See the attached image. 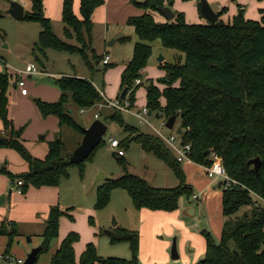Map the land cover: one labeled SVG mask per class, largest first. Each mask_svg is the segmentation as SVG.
I'll use <instances>...</instances> for the list:
<instances>
[{"label":"trees","instance_id":"1","mask_svg":"<svg viewBox=\"0 0 264 264\" xmlns=\"http://www.w3.org/2000/svg\"><path fill=\"white\" fill-rule=\"evenodd\" d=\"M105 1L81 0L79 18L75 14L73 0H64L65 33L68 39L76 38L78 45L57 38L50 20L44 15L43 0L32 1V10L25 12V19L42 25L38 54L46 57L45 51L49 49L80 54L95 74L94 64L103 63L104 58L94 54V64L89 61L88 54L94 51L86 43V36L91 37L93 14ZM184 1L196 2L203 16L201 0ZM169 3L173 4V0L134 2L145 14L128 21L138 43L132 61L121 76V95L128 89L126 99L135 107L136 92L140 88L135 83L141 79V73L152 57V43L159 41L164 48L184 55V63L161 64L166 72V87L161 90L150 83L146 88V107L152 114L162 113L165 119H180L181 138L192 147L193 163L209 167L213 164L212 154L215 153L222 159L230 178L236 181L228 189L223 188L222 214L225 221L221 236L217 238L211 232H202L206 243L205 259L196 264H264V209L254 206L251 194L253 192L264 198V10L261 11L260 21L247 20L244 10L240 9V13L229 22L219 19L216 24H189L183 14L174 12L175 18L171 22L157 23L152 12H159V8ZM222 15L223 12L220 17ZM11 77L0 73V120L5 132L10 133L9 137L0 136V149L17 152L29 165V171L18 176L6 168H0V171L11 180V192L15 190L17 181L23 182L20 188L23 194L31 187H58L61 179L67 176L68 167L72 166L64 157L65 145L58 137L50 143L44 160L30 155L22 142L24 129L16 128L10 113ZM57 85L62 92L59 102L36 101L41 115L44 118L55 116L61 126H70L82 134L73 119L74 112L69 111L67 105L72 102L80 111L89 110L103 103L104 99L92 80L65 76L57 80ZM104 121L118 123L131 137L136 136L147 153L155 154L174 170L180 185L174 189L154 188L139 177L126 175L100 188L97 208L104 207L111 191L116 189L126 191L138 211L153 213H175L180 208L182 197H194L182 164L177 162L175 154L161 139L140 134L126 124L124 114L117 110ZM102 143L103 140L100 145ZM256 158L261 159L259 174H256L253 165L248 164ZM64 216L75 220L59 206L51 209L38 259L49 253L53 241L58 239L60 220ZM90 222L93 223V217ZM18 235L16 223L0 221V236L8 238L6 256ZM79 240L78 233L68 234L52 257L51 264H76L74 248ZM112 242L129 243L133 259H108L106 264H140V240L137 235L123 231L119 237L112 238ZM99 262L94 245L89 244L79 263Z\"/></svg>","mask_w":264,"mask_h":264},{"label":"rangeland","instance_id":"2","mask_svg":"<svg viewBox=\"0 0 264 264\" xmlns=\"http://www.w3.org/2000/svg\"><path fill=\"white\" fill-rule=\"evenodd\" d=\"M13 1L14 0H0V57L7 61V64H4L0 59V64L3 65V73H7L10 69H17V72L25 71L26 64L24 62L28 61L34 62L39 71H52L55 74L65 73L70 74L67 75V77L76 75L77 78L92 80L96 88L98 90H103L105 94L107 93V87L114 86L116 81L120 82V75L117 69L125 65V63H130L132 61L135 45L138 43L137 36L133 32L134 29H132L133 27H128L127 25L116 22L112 12H110V17L113 22L102 23V30L98 29L97 25H95L91 37L89 38L86 36V43L90 45L94 51V53L88 54L89 61L94 64V54L101 58L107 52L112 56L113 60L110 66H104L101 62L99 65L95 63L94 65L97 72L93 74L80 54H69L53 49L45 51L46 57L38 54L37 45L40 33L42 32V25L39 22L29 21L25 18L17 20L8 15L7 11L9 10L10 3ZM16 1L20 2L22 5L25 4L26 11L32 10V3L30 1ZM77 1L79 0H73L75 9ZM144 1L145 0H132V4L135 6L134 2L142 3ZM182 2L180 5L183 10H180L177 8V0H173L174 12L183 14L186 22L190 23L192 19L195 18V14H193L191 10H187L188 4L186 1L182 0ZM232 2H235L236 15H238L240 10L237 7L243 4L239 0H232ZM218 5H221L220 11L217 10ZM122 6H126V4ZM52 7L51 17L48 19L51 22L55 36L68 44L78 45L79 43L76 38L68 39L66 36V25L63 23L61 0H54ZM135 7L139 8L137 6ZM246 7L247 9L243 12V15L247 20H261L258 18L259 12L257 9L254 10V8H251V5H246ZM215 9L218 12H223L220 20L224 22H228L229 19H233L236 16L230 14V10L232 12V6L229 3L225 4L219 2V4L215 6ZM118 13H120V10ZM229 14L232 18H229ZM152 15H154V19L157 22L160 14L158 12H152ZM204 22L205 20L202 21V23ZM114 37L119 39V42L111 46L110 43L115 39ZM151 45L153 54L147 67L152 68L147 71V74L151 78H158L155 80L156 82L162 81L165 83V77L161 76L162 72L165 73V70L161 68V64L184 63L185 57L177 51L164 48L159 41ZM18 56H20V58ZM161 56L164 57L162 63L159 62ZM20 60L24 62H20ZM108 74L109 82L106 78ZM23 79L29 89V96L25 97V100L19 99V96H22V94L17 87L18 79L12 76L9 99L14 125L18 129H24L22 133V142L30 155L37 157L40 151L49 146V143L53 138L55 139L57 135L62 139L65 149H69L68 152H64H72L76 146V142L81 137V132L70 126H60L57 121H55V123L49 120L50 117L57 120L55 116H50L48 119H45L39 114V109L36 105V101L38 100L50 104L60 101L61 96L55 102H46L51 97L48 98L45 95L36 93V88L43 85L55 88L54 90L61 94L60 88L57 82H55L56 80L53 78H41L38 75L33 78L24 75ZM151 82V80L147 81L144 79L140 90L145 92ZM119 86L120 84L118 83V89L120 88ZM120 90L118 92H120ZM26 105H29V108L26 107ZM67 107L69 111L74 112L72 115L73 119L80 129L86 125L95 110V108H92L82 115L80 109L72 102H70ZM95 107L98 112L103 113V120L113 113V111L108 108ZM20 109H23L22 114L20 113ZM124 119L128 126L134 127L140 134L155 136L157 138H159L157 132H160L164 137L175 135V130H169L162 126L165 118L159 117L157 113L148 117L151 125L145 124L135 116L129 114H124ZM104 122L109 127V130L103 138V143L84 163L68 167L67 176L61 179L57 189V194L61 199V209L65 212H71L75 216V220L72 222L70 220V223L68 222L67 224L75 226L80 235V240L76 243L75 248L76 264H80V258L89 244L94 245L97 256L100 258V262L96 264H102V260L107 261L108 259L131 261L133 259V254L129 243L114 244L112 242V238L119 237L123 231L139 237L138 259L140 264H196L203 261L205 259V253H203L204 249L201 250V244L202 241H204L202 232H211L215 236L220 225L222 229V224H224L225 221L222 215V202L220 198L213 205H210L208 202V206L205 209H199L200 201L182 197L180 199L181 208L192 207L197 210L195 217L190 219H188L187 216L179 219L176 212L153 213L150 211H138L134 207L129 194L121 189L111 191L108 203L100 209L97 208V193L100 188L104 187L108 182L121 179L126 175L139 177L154 188L174 189L180 185V180L176 176L174 170L155 154L147 153L136 139L137 137H131V134L118 123L112 121ZM17 125L20 126L18 127ZM1 135L9 137L10 133L5 132L4 128L0 127V136ZM111 139H116L120 143V150L124 151L123 157L118 156V150H113L111 148ZM8 152L9 153H6L3 159H0L1 168L8 169L16 176L23 174L20 168L15 167L14 159L17 158L23 161L24 164L26 161L15 151L11 150ZM2 156L4 155L0 157ZM185 167L186 165H181L183 171H185ZM101 175L103 176L102 180L100 179ZM0 177L9 181L11 185V180L8 175L0 171ZM191 182L192 184L189 185L195 194L198 190L194 186L193 180ZM10 185L6 190L8 195L17 191L15 189L11 192ZM203 204L207 203L203 201ZM91 217H93V223L90 222ZM180 220L183 223L182 225L179 224L181 222ZM213 226L214 228H212ZM107 232H110L111 235H107ZM191 234H194L195 237H192ZM199 236H201V238ZM174 238H177L178 243L180 254L178 260H173L171 258V248ZM164 248L169 249L168 255L161 252L164 251ZM42 256H40V258ZM6 263L9 264L0 256V264Z\"/></svg>","mask_w":264,"mask_h":264},{"label":"crops","instance_id":"3","mask_svg":"<svg viewBox=\"0 0 264 264\" xmlns=\"http://www.w3.org/2000/svg\"><path fill=\"white\" fill-rule=\"evenodd\" d=\"M80 1L81 0L77 1L76 9L74 6V11L76 10L75 14L79 18H81L80 13H79ZM207 1L216 13H221V12H218L221 10L220 9L221 5H218V7H217L218 11L215 9V6L217 4H219V2H222L225 4H227V3L231 4L232 12L230 10V14H233L232 16H235L237 14L236 13V6L234 5L235 2H232V0H207ZM239 1L243 4V5L240 4L239 5L240 7L239 6L237 7L239 10L243 9L245 11L247 9L246 5L247 6L251 5V8H254V10L255 9L258 10V12H259L258 18H260V19L262 18L261 11L264 10V0H239ZM181 2H182V0H177V4H178L177 8H179L180 10H183L181 5H180L183 2L182 3ZM61 3H62V8H63L64 0H61ZM53 4H54V0H44L43 5H44V12H45L46 18L51 17V12L53 10V7H52ZM58 4H59V1H58ZM123 4H126V6H122ZM187 4H188L187 10L189 9L192 11L193 14H195V18H193L192 22H190L189 24H203V25H205L208 23L206 18L204 16H201L199 9H198V4L196 2H194V1L187 2ZM244 4H246V5H244ZM24 6H25V12H26V5L24 4ZM121 6H122V8H121ZM166 6H168V4H166L165 7ZM173 7H174V3L172 4V7H171L172 11L174 12L175 10ZM57 8H58V6H57ZM119 10H120V13H118ZM28 11H30V10H28ZM110 12H112V14L114 15L116 22H119L120 24H123V25H127L128 27H130L128 25V21L130 18L140 17V16L145 14L144 10H142L140 8H136L132 4V0H106L105 4L103 6L97 8L93 14V17H92L93 29L95 28V25H97L98 29L102 30V26H101L102 23L113 22V20L110 17ZM158 13L160 14V16H158L159 20H157L158 23L162 24V23L168 22V20L160 12H158ZM230 14H229V18H232V16ZM221 18H222V16L219 17V19H221ZM57 19H58V17H57ZM203 20H205L204 23H202ZM231 20L232 19H229V21H231ZM133 32L135 34L134 30H133ZM114 38L115 39L110 43L111 46H113L119 42V39H116V37H114ZM105 56H109L111 58L110 63H109V66H110L113 58L108 52L103 55V58ZM18 57L20 58V56H18ZM0 59H1L2 63L7 64V61L5 59H3L1 57H0ZM20 62H24V61L20 60ZM24 63L26 64V69H27V66L30 64H33L37 67V65L34 64V62H28L27 61ZM128 64L129 63H125V65H123L122 67L117 69L118 73L120 75V82L116 81L114 83V86H112V87L109 86L106 88L107 93L106 94L104 93V94H105L106 98H108L109 100H115L119 96H121V90H120L121 89V76H122L123 72L125 71V69L127 68ZM2 66L3 65L0 64V73H3V67ZM151 68L152 67H149V68L146 67V69H144L142 71V73H141L142 77L140 79L142 81V84L140 85V87L143 85V80L146 79L147 81L151 80L152 81L151 83L154 82V84L158 88H160L161 90L165 89L166 84L164 82H162V81L156 82L155 80H157L158 78H151L147 74V71L150 70ZM25 71H18L17 72V69H15V70L10 69L9 71H7V74H9V76H15L19 80L18 73L19 72H25ZM25 75H28V74H25ZM36 75H38L41 78H47V79L53 78L54 80H56L55 82H57L58 79L65 77L67 75H70V74H65V73H56L55 74L52 71H41L40 70L38 74L28 75V76H29V78H33ZM161 76L165 77V79H166V72L165 73L162 72ZM69 77H76V75H72ZM106 78H107V81L109 82V74L106 76ZM160 78H159V80H160ZM118 83L120 84L119 89L117 88ZM26 88H27V86H26ZM54 89L55 88L46 87V86L42 85V86H39L36 88V93L39 95H45L48 98L51 97L46 102H49V101L55 102L56 100H58L60 98V96L62 95V92L60 94V92H56V90H54ZM27 90H28V95L27 96H23V95L19 96L20 97L19 99L25 100V97L29 96V94H30L29 89L27 88ZM119 90H120V92H118ZM161 102H162V104L165 103V101L163 99L161 100ZM146 105H147V90H145V92H143L139 88L136 92V103H135L134 110L139 111L142 108L146 107ZM26 107L29 108V105H26ZM94 108H95V110L93 111L94 113H93L92 117L87 121V123H86V125H84V127H89L96 120L95 115H96V113H98V110L96 107H94ZM22 112H23V109H20L21 114H22ZM10 113H11V117H12L11 107H10ZM32 113H33V111H32ZM39 114L41 115L40 111H39ZM100 114H101L100 120L104 121L102 118L103 113L100 112ZM36 117H37V115H36ZM49 117H47L45 119H48ZM49 120L54 121V122L57 121V123H59V125H60L58 118H57V120H54V118L50 117ZM20 124H22V123H20ZM17 126L19 127L20 125H17ZM0 127L4 128L1 120H0ZM179 127H180V123H179V121H176L175 128H174L175 133H177V129ZM41 130H42V127H41ZM108 130H109V127H108ZM58 137H59L58 135L55 136V139ZM134 138H136V136ZM55 139L53 138V140L51 142L55 141ZM82 139H83V134H81V137L76 142V146L72 152L65 153V152L69 151L68 148L65 149V152H64L65 158L69 157L78 148V146L82 142ZM50 143H49V146H50ZM49 146H47L42 151H40L39 155L35 158L40 159V160H44L48 155ZM8 151H11V150L0 149V156L4 155V156L0 157V159L1 158L3 159L6 156L5 154L9 153ZM14 162H15V167L20 168L22 173H26L29 171V165L26 162L24 164L23 161H21L17 158L14 159ZM184 165H186L184 173L186 175L187 184L188 185L192 184L191 181L193 180L194 186L198 190V191H196L197 193L194 194V196H197V199H194V197L192 199L200 201L199 202V205H200L199 209H205L208 206V202L210 205H213L219 198L221 199V202H222V200H223V182L221 179L209 178L206 175V173L204 172V169L201 166H199L193 162L186 163ZM0 168H1V166H0ZM9 185H10L9 181L0 177V198L5 197L4 203H2V204L0 203V221H9V222H14L17 224V230H18L19 235L15 239L14 245L12 246L8 256H10L11 258L15 257L13 259L22 260L24 262L28 256V254L32 251V249L37 248L39 246H42L43 234H44V231L46 228V223H47V220L49 217V213L53 207L59 206L61 208V199H60V196H58V194H57L58 193V191H57L58 187H42L39 189L31 187L28 190V192L25 194H21L19 192H14L15 194L11 193L10 195H8L6 193V190H7V187H9ZM203 201H205L207 204H203ZM87 211L91 212L89 210H87ZM144 211L146 212V210H144ZM196 211L197 210L195 208H192V207H187V208H181L180 207L179 210L176 212V214H177L179 219L184 218L185 216H187V218L190 219L192 217H195ZM67 213H68V215L74 216L71 212H67ZM74 218H75V216H74ZM68 222L70 223V219L67 216H64L61 218V220H60V232H59L58 239L53 241L49 253H47V254L43 255L41 258H39L40 260L38 259L39 261H37L36 264H51L52 257L57 252V250L60 248L62 241L67 237V235L72 233V232L78 233L77 232L78 229L75 226L68 225L67 224ZM177 222H178V220H177ZM179 224L182 225L183 224L182 221ZM223 225L224 224H222V229H223ZM212 228H214V226ZM222 229H221V225H220L218 232L216 231L217 233L215 234V236L217 238H220L221 233H222ZM190 233H192V232H190ZM196 235H197V233H196ZM192 237H195L194 234L192 235ZM199 237L201 238V236H199ZM27 238L30 239V242H29V240H27ZM187 238H189V237H187ZM196 240L199 241L198 239H196ZM204 241H205V239H204ZM204 241H202V244H201V250L204 249V252L202 251L203 253L206 252V243H204ZM7 245H8V238L0 236V253H1L0 256L5 262H8L5 259ZM75 248H76V245H75ZM168 251H169L168 248H164V251H161V252L168 255Z\"/></svg>","mask_w":264,"mask_h":264},{"label":"built area","instance_id":"4","mask_svg":"<svg viewBox=\"0 0 264 264\" xmlns=\"http://www.w3.org/2000/svg\"><path fill=\"white\" fill-rule=\"evenodd\" d=\"M110 59L111 58L109 56L104 57V60H103L104 66L109 65ZM38 73H39L38 68L33 64L28 65L25 72L18 73L19 80L17 82V87L20 89L23 96L28 95V90L26 88L25 81L23 80V76L25 74L34 75ZM141 84H142V81L140 79H138L135 83L136 86H139ZM99 93L101 97L104 99L103 103L96 105L99 108L100 107L108 108L112 111L117 110V111L122 112L123 114L133 115L136 118H138L141 122L151 125L149 123L148 117L152 113L149 111L147 107H144L139 111H135L134 108L132 107V104L130 103L128 99L109 100V99H106V96L102 90H99ZM86 111L87 110H82L81 111L82 115L85 114ZM157 115L161 118H164L162 113H158ZM100 118H101L100 112L96 113L95 119L98 120ZM176 121H179L180 123V119H177ZM167 122H168V119H165L164 122L162 123V126L166 127ZM157 134L159 135V139H161L167 145V147L175 154L177 162H179L180 164H186V163L192 162L191 161L192 147L190 144H186L185 142H183L181 135H178L177 133H175V135H171L170 137H164L160 132H157ZM110 145L113 150H118L117 151L118 156H124V151L120 150L121 145L116 139H111ZM212 158H213V164L211 166L202 167L206 175L209 178L221 179L223 182L224 189H228L232 185L236 184V181L230 178V176L228 175L225 167L223 166L222 159L215 153L212 154ZM22 185H23L22 181L16 182L15 188H14L17 190L16 192L23 194L20 189ZM251 194L253 197L254 206L264 209V198L260 197L259 195L253 192H251ZM194 199H197V196H194ZM5 259L8 261L9 264H22L23 263L22 260L13 259L8 255L5 256Z\"/></svg>","mask_w":264,"mask_h":264},{"label":"water","instance_id":"5","mask_svg":"<svg viewBox=\"0 0 264 264\" xmlns=\"http://www.w3.org/2000/svg\"><path fill=\"white\" fill-rule=\"evenodd\" d=\"M30 2L34 0H28ZM172 3H169L168 6L159 8V12L171 22L175 18V13L171 9ZM201 11L206 20L212 24H216L219 21L220 13H216L207 0H201ZM7 14L12 16L17 20H22L25 18V6L20 2L14 0L10 3L9 10ZM164 61V57L159 58V62L162 63ZM128 89H125L121 95V99H126ZM72 112V111H71ZM151 115V114H150ZM176 117H171L168 119L166 127L169 130H174L176 124ZM83 139L78 148L66 158V162L70 165H78L84 163L87 159L90 158L91 154L97 149V147L102 142L104 136L108 132L107 124L98 119L95 120L89 127L81 128ZM177 134L182 135V127L177 129ZM248 164L253 165L255 168L256 174H259V169L261 166V159L256 158L248 162ZM100 179H103L101 175ZM5 197L0 198V203H4ZM107 235H111L110 232L106 233ZM30 242V239H28ZM42 250V246L32 249V251L28 254L26 260L22 264H36L38 261L39 254ZM171 258L173 260H178L180 258L177 238H174L172 248H171ZM102 264H106V260L101 261Z\"/></svg>","mask_w":264,"mask_h":264}]
</instances>
